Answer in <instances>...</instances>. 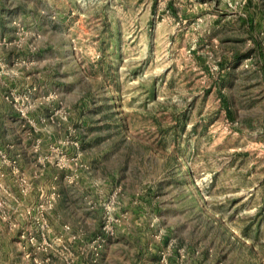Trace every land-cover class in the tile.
Listing matches in <instances>:
<instances>
[{
    "label": "rangeland",
    "instance_id": "rangeland-1",
    "mask_svg": "<svg viewBox=\"0 0 264 264\" xmlns=\"http://www.w3.org/2000/svg\"><path fill=\"white\" fill-rule=\"evenodd\" d=\"M163 254L264 264V0H0V264Z\"/></svg>",
    "mask_w": 264,
    "mask_h": 264
},
{
    "label": "built area",
    "instance_id": "built-area-1",
    "mask_svg": "<svg viewBox=\"0 0 264 264\" xmlns=\"http://www.w3.org/2000/svg\"><path fill=\"white\" fill-rule=\"evenodd\" d=\"M108 223H109V222H107V224L104 226V229H106V230L108 229L107 227H109V226H108ZM107 231H108V230H107ZM167 262H168V261H167L166 255L163 254L160 263H161V264H167Z\"/></svg>",
    "mask_w": 264,
    "mask_h": 264
}]
</instances>
